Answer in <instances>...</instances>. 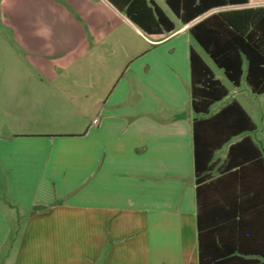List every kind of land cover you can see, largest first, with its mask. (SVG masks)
<instances>
[{
  "label": "crops",
  "instance_id": "obj_1",
  "mask_svg": "<svg viewBox=\"0 0 264 264\" xmlns=\"http://www.w3.org/2000/svg\"><path fill=\"white\" fill-rule=\"evenodd\" d=\"M145 1L172 32L144 34L125 0L2 2L15 65L0 69V264H264V143L231 138L196 182L194 122L234 100L251 114L190 32L264 0L188 24ZM192 49L228 90L208 114L192 106ZM247 136L259 151H234L245 164L228 171Z\"/></svg>",
  "mask_w": 264,
  "mask_h": 264
},
{
  "label": "trees",
  "instance_id": "obj_2",
  "mask_svg": "<svg viewBox=\"0 0 264 264\" xmlns=\"http://www.w3.org/2000/svg\"><path fill=\"white\" fill-rule=\"evenodd\" d=\"M182 23L195 21L209 11L247 4L248 0H165ZM125 0L118 6L147 36L161 38L175 29L173 22L154 2ZM144 7V9L142 8ZM190 32L214 64L224 71L236 87L240 85L246 64V81L255 94L264 93V7L237 8L214 12L196 22ZM192 106L198 114H208L210 107L228 95L227 88L216 79L212 69L195 51L190 53ZM195 176L197 184L205 182L213 169L215 152L231 138L256 130L251 116L237 101H232L215 115L194 122ZM259 151L250 137L233 144L225 168L229 171L234 151ZM249 152V153H248ZM250 162V161H245ZM223 172V170L221 171ZM238 207L241 210L242 206Z\"/></svg>",
  "mask_w": 264,
  "mask_h": 264
},
{
  "label": "rangeland",
  "instance_id": "obj_3",
  "mask_svg": "<svg viewBox=\"0 0 264 264\" xmlns=\"http://www.w3.org/2000/svg\"><path fill=\"white\" fill-rule=\"evenodd\" d=\"M4 0H0V69L2 68H14V61L10 60L8 62L5 61L4 56H6L11 51L15 50V47L13 46L14 43H10L9 45L4 44V40H9L13 42V36L9 30H7L3 25L2 20V12H1V6L2 2ZM164 7L166 5L162 0H158ZM8 56V55H7ZM212 68L215 70L216 74L220 76L225 83L228 85L230 94L227 100H232L233 98H236L239 100L244 107L250 112L255 124H256V130L254 132H251V136L264 143V94L257 95L251 92L249 86L246 84V82H243L242 85L239 88H235L232 84H230L221 69L217 68L214 63L207 58ZM8 60V59H7Z\"/></svg>",
  "mask_w": 264,
  "mask_h": 264
}]
</instances>
